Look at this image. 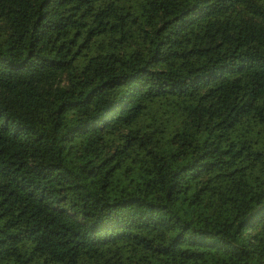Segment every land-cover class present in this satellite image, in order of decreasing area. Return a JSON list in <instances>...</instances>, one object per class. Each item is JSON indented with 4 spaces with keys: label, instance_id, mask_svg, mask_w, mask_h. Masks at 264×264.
Returning <instances> with one entry per match:
<instances>
[{
    "label": "trees",
    "instance_id": "1",
    "mask_svg": "<svg viewBox=\"0 0 264 264\" xmlns=\"http://www.w3.org/2000/svg\"><path fill=\"white\" fill-rule=\"evenodd\" d=\"M0 264H264V0H0Z\"/></svg>",
    "mask_w": 264,
    "mask_h": 264
}]
</instances>
